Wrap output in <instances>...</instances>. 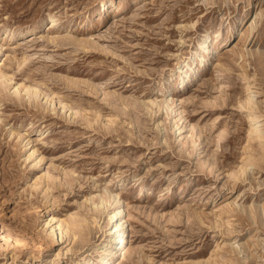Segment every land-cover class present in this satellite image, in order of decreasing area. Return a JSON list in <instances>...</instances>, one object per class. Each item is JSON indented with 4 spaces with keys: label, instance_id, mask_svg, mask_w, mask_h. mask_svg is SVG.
I'll list each match as a JSON object with an SVG mask.
<instances>
[{
    "label": "rangeland",
    "instance_id": "obj_1",
    "mask_svg": "<svg viewBox=\"0 0 264 264\" xmlns=\"http://www.w3.org/2000/svg\"><path fill=\"white\" fill-rule=\"evenodd\" d=\"M0 81V264L95 258L111 194L110 264H264V0H0Z\"/></svg>",
    "mask_w": 264,
    "mask_h": 264
},
{
    "label": "bare ground",
    "instance_id": "obj_2",
    "mask_svg": "<svg viewBox=\"0 0 264 264\" xmlns=\"http://www.w3.org/2000/svg\"><path fill=\"white\" fill-rule=\"evenodd\" d=\"M118 6H121V5L119 4ZM54 21H55V18L51 19L52 23ZM231 28H232V25H230V29ZM227 33H228V31H227ZM208 38H209L208 35L206 33H204L201 40H198L199 41L198 42V49L194 52V54L191 56V58L189 60L185 61L184 63L178 65L177 68L179 69L180 72L183 73V75H181L180 79H179V84L181 86L185 85L186 83H188L192 80V77L195 74V66L196 65L203 64L207 60H209L208 58L212 53V51H211L212 49H211V45L208 41ZM253 104H252L251 97H248L242 105H244V106H246L252 110ZM255 114L251 115V118L254 120L253 126L250 129V132L253 134L251 137L255 136V137L261 138L263 136L261 133V128H260L258 116ZM195 140H197V137L195 138ZM198 143L199 142L197 140V144ZM243 166L245 167L244 164H243ZM241 170L243 171V169H241ZM99 200H100V198H99ZM106 200H107V198H106ZM120 201H121L120 197L117 194H111L109 196L108 203L110 204V210L107 213L108 228L104 230V234L102 235V237L97 242V246H95L93 248V249H99V252L95 256V258L85 256V257H83V260L81 262H78L77 264H110L111 261L115 257H117V255H119L121 253L122 243L124 241L125 232L127 229V219H126V214L124 213L123 207L120 206ZM100 205H102V204L100 203ZM94 206H95V203H94ZM229 208H230V206H229ZM52 219L53 218H50L48 220V222H51ZM71 222H72V219H71ZM61 225H62V223L60 221L59 223L57 222V224L52 225V228L61 229ZM51 231H53V229ZM61 231H62V229H61ZM67 232H68V230H67ZM7 234L10 236V234L8 232H7ZM61 234L62 233H60V235ZM62 236H61V238H62ZM14 241H15V243H18V240L15 238H14Z\"/></svg>",
    "mask_w": 264,
    "mask_h": 264
}]
</instances>
